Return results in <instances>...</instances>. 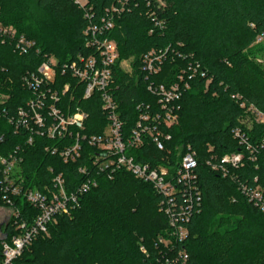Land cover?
I'll return each instance as SVG.
<instances>
[{"label": "trees", "instance_id": "16d2710c", "mask_svg": "<svg viewBox=\"0 0 264 264\" xmlns=\"http://www.w3.org/2000/svg\"><path fill=\"white\" fill-rule=\"evenodd\" d=\"M85 1L80 8L72 0H0V27L15 31L13 38L0 32V94L7 96L0 106V157L20 159L11 174L13 182L52 190V178L60 174L70 193L85 179L96 180L80 196L79 205L68 215H58L47 234L37 235L12 264H161L172 254V245L175 254H187V264H264V212L242 190L264 189V122L255 121L248 110L253 106L264 115V62L253 56L264 41V0H164L160 8L153 1L147 5V0ZM112 5L119 12L102 37L117 46L109 90L123 135L129 136L141 113L159 111L149 83L168 85L178 82V75L188 83L178 102L177 122L163 130L170 136L163 149L144 135L140 145L127 150L136 162L164 166L168 175L175 173L188 148L194 152L201 198L181 242L172 237L171 243L159 241L169 238L171 228L160 209L162 196L151 183L122 168L111 176L93 172L88 156L95 148L87 144L78 159L63 162L51 148L60 149L67 140L36 135L29 119L27 127L15 129L18 111L36 97L22 77L52 56L57 62L54 80L40 89L57 92L54 104L62 112L84 111L83 132L102 133L107 118L100 94L84 98L83 86L60 69L77 56L95 54L94 47L85 46L84 30L98 24ZM260 35L262 40L256 42ZM18 36L34 45L21 51ZM151 50L164 52L155 74L142 69V59ZM121 60H129L130 72L119 66ZM196 64L194 73L188 66ZM65 83L69 88L61 94ZM235 129L246 143L233 136ZM230 153L243 155L240 165L226 164L225 173L212 167ZM83 166L86 174L79 172ZM11 199L19 211L17 221H32L37 215L23 197ZM176 199L182 203L181 195ZM0 207L8 205L0 199ZM13 221L10 216L2 224L0 245L16 232Z\"/></svg>", "mask_w": 264, "mask_h": 264}, {"label": "built area", "instance_id": "2783aa9c", "mask_svg": "<svg viewBox=\"0 0 264 264\" xmlns=\"http://www.w3.org/2000/svg\"><path fill=\"white\" fill-rule=\"evenodd\" d=\"M80 8L85 7V0H72ZM153 4L156 8L164 7V0H147V5ZM109 14L102 16L99 23L89 25L84 34L86 38V47H94L95 54L87 57L77 56L67 64H63L61 73L68 72L72 78L83 86V97H89L92 93L98 92L102 101V109L106 113L107 124L102 133L86 134L83 132L84 122L87 117L82 110H67L65 113L55 106L59 100V95L49 88L40 89L41 85L48 84L54 80L57 62L50 56L39 64L36 72L26 73L23 81L35 93V98L26 103L27 109L18 111V118L14 121L15 129L19 125L27 127L28 119L33 122L34 127L30 129L36 135L45 136L49 139H64L67 143L62 148H51V153H58L63 162H73L81 156L82 145L95 148V153L88 156L92 171L105 173L108 176L116 169H125L129 171L136 179L149 182L155 190L162 196L160 200V209L167 215L168 224L171 228L169 238H159V241L171 243V237L175 242H181L187 234L185 224L189 221L194 210H198L200 204V190L196 183V174L194 167L196 165L194 152L189 151L181 158L179 166L173 175H168L164 166L152 167L148 163L136 162L134 158L127 153L131 146L140 145L143 136L149 135L151 141L159 150L163 149V141L168 140L170 136L163 130L177 122V110L182 90L188 87V83L183 81L182 75H178V82H172L168 85L149 83L147 88L157 98L159 111L145 112L139 115L135 128L132 129L129 136L125 137L121 130L122 123L116 111V104L112 99L109 90L112 83V68L117 61L118 52L114 40L102 37L103 32L109 31L113 26V14L119 10L115 6L109 8ZM153 13H150L151 16ZM85 16L89 13L85 11ZM0 32L13 38L15 31L12 28L0 27ZM100 36V38H99ZM262 35L256 38V42L262 40ZM17 48L26 52L34 42L18 36ZM164 52L149 51L142 59V69L147 74H155L160 69V64ZM123 65H126L124 67ZM119 66L126 72L131 71L129 60H121ZM192 71L199 69L196 64ZM203 76L204 72L200 71ZM190 78V76H189ZM69 88L65 83L61 90L64 94ZM7 96L0 94V106ZM49 100L47 102L45 100ZM1 109V108H0ZM43 110L45 112H43ZM248 110L253 113L255 121L264 122V115L249 106ZM1 113V111H0ZM13 120L10 118L9 120ZM33 128V129H32ZM233 136L239 139L241 144L246 143L244 135L239 129L233 130ZM28 142H32L29 137ZM246 149L252 153L250 145ZM243 155L241 153L225 154L220 158V165L212 164L213 168L219 169L225 173L226 164L237 167L241 164ZM20 161L15 155L10 154L8 157H0V199L8 205L7 210L10 216L14 217L13 230L7 240L1 242L0 264H12L13 261L21 254L22 250L28 247L33 239L39 234H47V227L50 223L56 221V217L61 214L68 215L71 210L79 205L80 196L96 185L95 177L87 178L82 181L74 191L67 193L64 187V181L60 174L52 178V190L46 185L43 190L37 188H22L21 185L14 183L11 174L15 165ZM86 167H80L79 172L86 174ZM242 190L254 201L259 209L264 212V189L254 187L248 189L243 187ZM178 195L182 196V203L176 199ZM21 196L32 207L36 208L38 213L32 221L26 219L17 221L18 209L13 206L11 197ZM3 236V235H2ZM174 244V242H173ZM174 245L170 246L172 254L165 257L161 264H187V254L184 251L174 253Z\"/></svg>", "mask_w": 264, "mask_h": 264}, {"label": "rangeland", "instance_id": "374dc122", "mask_svg": "<svg viewBox=\"0 0 264 264\" xmlns=\"http://www.w3.org/2000/svg\"><path fill=\"white\" fill-rule=\"evenodd\" d=\"M253 56L258 62H264V41L254 49ZM126 67V65H123ZM264 67V64H263ZM10 211L6 208L0 207V238L2 237V224L8 219Z\"/></svg>", "mask_w": 264, "mask_h": 264}]
</instances>
